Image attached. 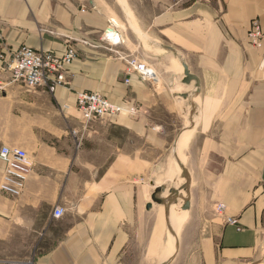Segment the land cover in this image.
I'll list each match as a JSON object with an SVG mask.
<instances>
[{
    "label": "crops",
    "instance_id": "1",
    "mask_svg": "<svg viewBox=\"0 0 264 264\" xmlns=\"http://www.w3.org/2000/svg\"><path fill=\"white\" fill-rule=\"evenodd\" d=\"M114 2L0 0V49L77 53L53 93L0 70V148L33 164L19 197L0 193V264H264V45L248 40L264 0H124L134 29L176 50L188 84L176 55L121 30ZM129 57L157 82L127 75ZM86 91L138 112L86 122ZM171 207L185 212L178 229Z\"/></svg>",
    "mask_w": 264,
    "mask_h": 264
},
{
    "label": "built area",
    "instance_id": "2",
    "mask_svg": "<svg viewBox=\"0 0 264 264\" xmlns=\"http://www.w3.org/2000/svg\"><path fill=\"white\" fill-rule=\"evenodd\" d=\"M18 1V0H16ZM111 27L108 28L110 30ZM106 31L104 38L108 42L116 35ZM249 45L252 48H260L264 45V27L257 19L250 22L248 30ZM117 42L119 39L117 38ZM77 57L76 50L67 47L64 54L57 56L51 52L35 50L27 46H20L15 52H7L0 49V70L8 74V84L17 83L27 89L45 87L53 93L59 86H67L66 68ZM126 62V74L134 73L139 80L155 84L157 75L155 71L138 57H129ZM124 83L128 84L126 78ZM4 91V82L0 80V94ZM75 108L86 121L111 120L118 117L123 111L129 115H135L137 108L127 105V108L111 103L105 96L98 92H78L75 97ZM0 160L4 163V173L0 182V193L9 198H17L21 195L27 175L32 170L33 164L30 156L23 150L1 147ZM224 204H217L215 211L223 214ZM63 209L55 207L54 218H59ZM226 224L236 226L238 220L228 217ZM27 264H33L27 262Z\"/></svg>",
    "mask_w": 264,
    "mask_h": 264
},
{
    "label": "rangeland",
    "instance_id": "3",
    "mask_svg": "<svg viewBox=\"0 0 264 264\" xmlns=\"http://www.w3.org/2000/svg\"><path fill=\"white\" fill-rule=\"evenodd\" d=\"M102 1V0H101ZM104 1H107V0H104ZM109 3H112V0H108ZM124 0H115V7H116V16L119 18V25H120V28L121 30L125 31L126 34H131L133 36H138V40H140V42H142V44L144 45L145 48H148L149 47V44L148 42H146L139 34H136L135 32H133V30H131V28H129L128 26V21H129V17H128V13L126 11H124V4H123ZM184 165H182V167H184V172L183 170L180 171V176L181 175H184L186 172H187V162H186V159H183L182 160ZM187 164V165H186ZM186 168V169H185ZM182 177V176H181ZM188 182L185 180V178H183L182 180H177L175 182V184L177 186H181L182 184H187ZM183 186V185H182ZM184 198H186V194L185 193H182ZM178 198V202H177V205L175 206V209L176 210H180V201H181V198L179 196H175ZM183 198V199H184ZM179 233V232H178ZM184 235V234H183ZM28 262H32V261H28ZM170 261H167L165 262V264H169Z\"/></svg>",
    "mask_w": 264,
    "mask_h": 264
},
{
    "label": "water",
    "instance_id": "4",
    "mask_svg": "<svg viewBox=\"0 0 264 264\" xmlns=\"http://www.w3.org/2000/svg\"><path fill=\"white\" fill-rule=\"evenodd\" d=\"M128 26H129V28H131V30H133L135 33L139 34V35H140V36H141L146 42H148L149 44L154 45V46H159L160 48H162V49H164V50H167V51H169V52H172L174 55H176V56L178 57V59H179V61H180V64H181V66H182V68H183V75H184L183 83H187V84H188V83H190L191 80H195L194 76H192V75L189 73V71H188L186 65L184 64V62L182 61V59L180 58V56L178 55V53L176 52V50H174V49H172V48H170V47H168V46H164V45H162V44H158V43H156V42L151 41V40H150L149 38H147L145 35H143V34L140 33L139 31H137L136 29H134V28L130 25L129 21H128ZM161 191H162L161 188H158V189H156V190L154 191V193H153L152 196H151V200H152V202H154V203H156V204H161V203H162V200L159 199V198H157V195H158ZM187 209H188V204L186 203L184 206H182V210H187Z\"/></svg>",
    "mask_w": 264,
    "mask_h": 264
},
{
    "label": "bare ground",
    "instance_id": "5",
    "mask_svg": "<svg viewBox=\"0 0 264 264\" xmlns=\"http://www.w3.org/2000/svg\"><path fill=\"white\" fill-rule=\"evenodd\" d=\"M175 171V170H174ZM174 171L172 172L173 174H174ZM172 174V175H173ZM176 174V173H175ZM170 178H172V176L170 177ZM173 178H174V176H173ZM169 180V179H168ZM171 181H172V179H171ZM180 186V185H179ZM153 187V186H152ZM167 194V193H166ZM172 208V207H171ZM174 211H176V210H174L173 208H172V210L170 211V215H169V221L171 222V224H177V226H176V228L175 229H178L179 227H180V225L182 224V221L184 220V216H185V212H183V213H179V214H177V212H176V214L174 213ZM167 247V246H166ZM167 251V250H166ZM164 254H166V252H164Z\"/></svg>",
    "mask_w": 264,
    "mask_h": 264
}]
</instances>
